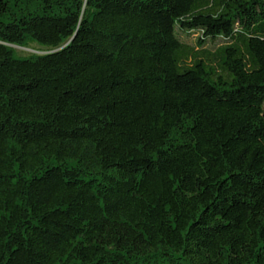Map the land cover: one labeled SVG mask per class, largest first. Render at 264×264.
Returning a JSON list of instances; mask_svg holds the SVG:
<instances>
[{"label":"trees","instance_id":"trees-1","mask_svg":"<svg viewBox=\"0 0 264 264\" xmlns=\"http://www.w3.org/2000/svg\"><path fill=\"white\" fill-rule=\"evenodd\" d=\"M0 264H264V0H0Z\"/></svg>","mask_w":264,"mask_h":264},{"label":"rangeland","instance_id":"rangeland-1","mask_svg":"<svg viewBox=\"0 0 264 264\" xmlns=\"http://www.w3.org/2000/svg\"><path fill=\"white\" fill-rule=\"evenodd\" d=\"M15 49L18 51V53L20 55H27L30 53H34L37 52V50L33 49V48H23V47H15Z\"/></svg>","mask_w":264,"mask_h":264}]
</instances>
